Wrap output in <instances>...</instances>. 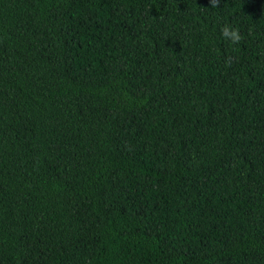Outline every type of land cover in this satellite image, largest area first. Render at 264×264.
<instances>
[{"label":"trees","instance_id":"obj_1","mask_svg":"<svg viewBox=\"0 0 264 264\" xmlns=\"http://www.w3.org/2000/svg\"><path fill=\"white\" fill-rule=\"evenodd\" d=\"M0 264H264V0H0Z\"/></svg>","mask_w":264,"mask_h":264},{"label":"clouds","instance_id":"obj_2","mask_svg":"<svg viewBox=\"0 0 264 264\" xmlns=\"http://www.w3.org/2000/svg\"><path fill=\"white\" fill-rule=\"evenodd\" d=\"M214 2H216V0H214ZM221 33L226 39H230L232 43H238L241 40L239 30L232 28L229 25H225L221 29Z\"/></svg>","mask_w":264,"mask_h":264}]
</instances>
